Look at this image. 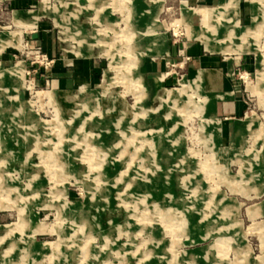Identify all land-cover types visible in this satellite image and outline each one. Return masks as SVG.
Listing matches in <instances>:
<instances>
[{
    "label": "rangeland",
    "instance_id": "obj_1",
    "mask_svg": "<svg viewBox=\"0 0 264 264\" xmlns=\"http://www.w3.org/2000/svg\"><path fill=\"white\" fill-rule=\"evenodd\" d=\"M13 9L0 2V264H264V0ZM168 41L160 82L146 61ZM193 47L237 62V141ZM56 63L81 79L68 94Z\"/></svg>",
    "mask_w": 264,
    "mask_h": 264
},
{
    "label": "crops",
    "instance_id": "obj_2",
    "mask_svg": "<svg viewBox=\"0 0 264 264\" xmlns=\"http://www.w3.org/2000/svg\"><path fill=\"white\" fill-rule=\"evenodd\" d=\"M4 1H9L10 6L14 7L13 13L15 11L21 12V9H18V7L30 5L33 2V0H0V2ZM30 12L34 11L30 10ZM194 23L196 24V20L194 21ZM166 45L168 49L167 53H159L158 56L160 57H157V59L146 61V68L150 69V71L152 72L155 71L153 73L157 80V76L165 74L162 80H158L160 82H163L169 76V73L161 71L165 67L164 57L166 55L175 53L174 46L171 44V42L168 41ZM190 51L191 53H193V58L188 62V71L192 73L193 78H196L200 74V71H203L204 87L208 95H210L211 97V112L214 115L221 116L222 133H224V137H230L231 139H235V141H237L236 123L238 120H243L246 118L245 116H242L243 110L246 107V99L243 93L242 84L240 80L235 76V64L237 62H235L234 57L233 59H230L229 57H227V59L221 58L220 55L216 53H203L200 49L195 47L191 48ZM56 64L57 65L53 68L52 74L53 85L57 87L55 88V91L57 92V90H62L66 92V94H68V92L70 91L68 87L77 83L80 84L81 79H78L77 81V78L75 76L71 77L70 75L72 69L66 67L65 65H63V63ZM79 64L74 66L73 68H79ZM84 67V72L86 73V77L84 78L85 81V79H89L88 74L90 73L91 68L87 64ZM182 77H185L184 74L182 75ZM245 133L246 130L243 133L242 140H244ZM260 162L261 166L264 167V150L262 151ZM250 165L252 166L253 163H250ZM248 186L249 188H251L250 190L252 192L250 194L252 196L258 197L264 194L263 190L261 194L255 196V190L261 188L260 181H258L257 183H248ZM261 200L264 201V198Z\"/></svg>",
    "mask_w": 264,
    "mask_h": 264
},
{
    "label": "bare ground",
    "instance_id": "obj_3",
    "mask_svg": "<svg viewBox=\"0 0 264 264\" xmlns=\"http://www.w3.org/2000/svg\"><path fill=\"white\" fill-rule=\"evenodd\" d=\"M135 2H136V1H135ZM145 3H146V2H145ZM145 3H144V4H145ZM138 6H139V5H138ZM142 6H143V5H142Z\"/></svg>",
    "mask_w": 264,
    "mask_h": 264
}]
</instances>
